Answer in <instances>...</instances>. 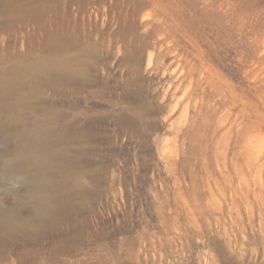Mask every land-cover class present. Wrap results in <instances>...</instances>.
<instances>
[{
    "label": "rangeland",
    "instance_id": "rangeland-1",
    "mask_svg": "<svg viewBox=\"0 0 264 264\" xmlns=\"http://www.w3.org/2000/svg\"><path fill=\"white\" fill-rule=\"evenodd\" d=\"M142 39L149 121H101L99 83L107 99L125 96L116 65ZM187 61L195 77L226 81L232 104L205 83L198 104L183 98L187 81L165 92ZM10 74L25 78L24 98L0 123H17L20 143L67 136L54 149L65 170L51 176L72 206L38 237L0 233V264H264V0H0V78ZM4 146L0 216H23L35 183L1 172L15 156Z\"/></svg>",
    "mask_w": 264,
    "mask_h": 264
},
{
    "label": "bare ground",
    "instance_id": "bare-ground-1",
    "mask_svg": "<svg viewBox=\"0 0 264 264\" xmlns=\"http://www.w3.org/2000/svg\"><path fill=\"white\" fill-rule=\"evenodd\" d=\"M161 24L162 23H160V26H161ZM166 24L167 23H165V25ZM166 35H170L169 30L165 33L160 34V36L157 39H155L154 44H156V45L160 44V46L163 45L162 43H164V39L167 38ZM169 38H171V37L169 36ZM148 47H149V44L144 39L138 40L135 44L132 43V45L124 46L125 50L121 54L120 58L118 59L119 63L116 66H119L121 71H123V73H121V74H124V72H125L126 77L124 79L125 80L124 81V84H125L124 90L126 93L125 94L123 93L125 96H123L121 98L118 96L119 99H117L115 101L111 100V98L107 99L105 97V93H104V92H106V91H104L105 90L104 88H106L105 87L106 84H103L105 81L99 83L100 88H98L99 86H97V88H98V90H97V101H98L97 114L98 115L97 116L101 121L111 119V120H113V122H115L116 124H119V125H121L123 123L125 125H127V124H142L143 125V123H146L149 121L148 116H149V112H151L149 110H151V108L153 107L151 104L152 101H150V98L153 95L152 96L150 95L151 96L150 97L147 95L148 93L147 94L145 93L146 95L143 94L144 92L142 91V85H144V84L142 83L141 77H140V71L142 69V72H143L144 69L142 67L144 66L145 59H147V58H145V51H148L147 50ZM161 47H163V46H161ZM176 49H178V48H176ZM173 51H175V49ZM151 56H152L151 54L148 56V59L146 61V67H148L152 61ZM185 57H187V55ZM191 59H193V58H191ZM170 60H172V59H170ZM99 63L100 64H98V67L101 70V73H103L105 75L104 70L106 68L103 66V59ZM175 63H176V61H175ZM192 63L193 62H191L190 65H192ZM105 64L106 63H104V65ZM186 64L189 65L188 61ZM195 64H196V62H195ZM190 65H189V67H190ZM177 67H178V65H177ZM189 67H188V69H187V67H183V69H182L183 75H182V77H180L178 79L177 82L172 81V82H168L166 84V87H165L166 91L165 92H170V93L172 92L171 93L172 97H174V94L181 89L180 84L184 81H187V83L190 86V89L188 92L184 93L185 97H183V98L186 99L187 103L190 100H192V101L194 100L195 102H193V103H196V100H195L196 95L194 96L195 90L201 86V83H205L206 84L205 86L213 87L214 89L220 91L219 97L223 98L227 104H232L230 101V97L228 96V95H230V90H229V86L226 83V81H224V83H218V82H215L216 84L211 83L212 80L208 81L207 80L208 77L204 78L205 75L203 76V74H201L203 77L197 78V77H195V75L197 74L199 67L195 66L198 68L197 70L194 67L192 68V66L190 68ZM116 68H118V67H116ZM180 68H182V67H180ZM148 72H151V71H148ZM201 72L199 69V73H201ZM152 73L154 74V72H152ZM164 73L165 72H163V74H162V72H161L162 75H164ZM204 74H205V72H204ZM100 75H101V78L104 77V75L102 77V74H100V72H99V76ZM58 76H62V75H58ZM121 76H124V75H121ZM121 76L119 75V77H120L119 78L117 75V77L119 79H121ZM144 76L145 75H143L142 77H144ZM150 76L151 75L148 73V77H150ZM62 77H65V76H62ZM112 77H109V78H112ZM162 77H164V76H162ZM145 79H146V76H145ZM24 81H25V78L19 74L5 75V76L0 78V112L9 113L16 105V104L12 105L13 100L15 102H17L18 104L21 103L22 99L24 98V95H23L24 94V92H23V82ZM158 81H160V80L157 79V82ZM98 82H99V80H98ZM150 82H154V81H150ZM105 83H107V82H105ZM149 83H148V85H150ZM146 85H147V83H146ZM120 87H122V85ZM117 89H118V86H117ZM121 89H123V88H121ZM155 89L153 88V90H155ZM186 90H188V89H186ZM211 90H212V88H211ZM121 91H123V90H121ZM163 91H164V89H163ZM200 93H202V96H203L204 89ZM117 94H118V92H117ZM141 94H143L144 97ZM178 94H179V92H178ZM181 94H182V91H181ZM176 96H178V95H176ZM193 96L195 99H193ZM177 102H180V101H177ZM196 104H198V103H196ZM104 105L110 107L111 110L114 109L116 114L112 113L113 115L109 118L108 116L110 115V113H109L110 109L104 108ZM175 106H177V105L175 104ZM193 107H195V106H193ZM172 108L175 109L174 107H172ZM184 109H186V108H184ZM181 113H183V111ZM199 116H200V114H199ZM225 118H228V112H227ZM7 121H8L7 123H4V121H1V123H0V140H2L3 143L5 144L4 151L12 150L15 152V156L12 159H9V161L3 165L1 172L2 173H5V172L18 173V172H21V173L26 174L27 178L30 181H33L35 183L34 184L35 186H34V189L32 190V193L30 195L26 194L27 197L30 198L35 203V207L28 214L23 215V216L20 215L21 213L19 214V209L17 207L9 208L8 212L3 214V216H0V233L7 235V236H10V238H12V239L13 238L16 239L18 237H21L24 234L27 236L29 234L31 236H37L38 237L39 235L44 234L45 231H48L49 229H54L57 226L60 227L62 224L68 223L70 221L68 209L72 205L70 203H68L67 200L64 199L65 198V191L63 189H60V187L53 181L52 176H51L52 174L54 175L56 173H58V174L62 173L65 170V163L63 161V158L59 154H55L54 149H56L60 145H62L66 141L67 136L65 134H57V133L44 134L43 137L32 138V139L28 138L23 143H20L21 135H18L19 130H20V126L17 123H13V121H10L8 119H7ZM155 124H154V126H155ZM136 126L139 127V125H136ZM140 137H141V135H140ZM26 195H24V196H26Z\"/></svg>",
    "mask_w": 264,
    "mask_h": 264
}]
</instances>
